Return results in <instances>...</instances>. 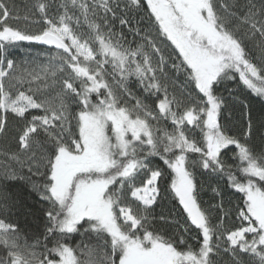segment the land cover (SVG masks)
I'll return each mask as SVG.
<instances>
[{"label":"snow or ice","instance_id":"obj_1","mask_svg":"<svg viewBox=\"0 0 264 264\" xmlns=\"http://www.w3.org/2000/svg\"><path fill=\"white\" fill-rule=\"evenodd\" d=\"M31 9L39 20L0 0V135L7 114L24 123L19 150L4 154L17 167L4 164L0 180L38 197L25 218L40 231L29 240L7 221L20 200L0 196V264H216L221 250L232 264L245 254L264 264V133L255 143L264 108L241 102L244 131L230 134L218 94L238 81L264 99V0H34ZM20 42L55 52L18 63L7 51ZM196 169L240 194L235 230L211 220L213 209L228 215L220 188L219 202L202 207ZM169 176L183 224L156 215Z\"/></svg>","mask_w":264,"mask_h":264},{"label":"trees","instance_id":"obj_2","mask_svg":"<svg viewBox=\"0 0 264 264\" xmlns=\"http://www.w3.org/2000/svg\"><path fill=\"white\" fill-rule=\"evenodd\" d=\"M33 2L34 0H6V3H8L10 7L14 6L15 10L19 12L21 16L25 15L27 12L32 16L33 20H39V13H37L35 9H31L29 12L30 6ZM9 23L13 27L33 33L39 32L44 27L43 23L37 24L29 22L26 24L24 20H10ZM135 23L136 19L134 18L133 24ZM144 23H147V21L144 20ZM82 28L83 30L87 31L86 25H82ZM129 39H131L130 35ZM161 48L166 56L172 54V49L166 47L164 44H161ZM248 48L252 50L253 57L258 54L252 47L251 43L248 44ZM54 52V50L46 49L37 45L36 43L20 42L18 45L9 46L7 57L9 59L15 60L18 63L26 59L32 60L33 58H36L38 63L43 64L47 63L48 55L54 54ZM173 79L178 86L184 81L182 74L174 76ZM133 91L138 96L142 95L141 90L136 86H133ZM218 94L223 95L226 101L225 107L222 110L221 121L225 130L230 134L239 135L244 131L245 119L241 111L243 107L241 102L248 104L250 110L253 113H259L261 109L264 108V99L255 96L250 92V90L246 89L242 83L238 85V81H227L225 84H222L218 89ZM23 127L24 123L21 120L15 118L11 113L7 114L5 134L0 135V168H2L4 164L17 167L15 162L9 160L4 154H11L19 150L18 136L21 134ZM257 128L258 130L255 133V143L260 145L261 135L264 133V130H260L259 126H257ZM153 159L156 166L163 169L165 172L170 171L167 169L166 165H164L163 161L159 159V157ZM195 172L198 185H201L199 190V200L203 208L209 209L212 205H215L219 202V197H217L212 191L213 188H220L223 192L225 211L228 212V215H224L219 209H213V214L211 217L212 222L215 224L220 220H223L225 229L235 230V228L239 225V221L236 217V206L240 203V194L235 193L234 190L228 187L226 178L210 179L199 169H196ZM33 179L39 178L34 177ZM169 184L170 176L161 178L160 187L162 195L165 196V199L160 202V206L156 207V215L158 216L163 213L165 216L174 217L181 224H183L185 222L186 213L183 212L182 206L179 205L178 201L169 194ZM5 194L13 198L18 197L20 200L18 210L14 209L11 213L6 214L7 221L19 224L21 228H23V230L28 234L29 240H31L32 236L40 231V228L36 223L33 222L31 217L26 219L25 216L30 210L35 212V210L39 207V205L36 203L38 201V197L34 193L29 195L28 189L23 185L22 182L0 180V196ZM0 218H5V214L0 213ZM158 227L166 235H170L173 231V228L170 225L161 223L158 225ZM192 235L196 236V233L194 232ZM190 243H192L194 247L196 246V240H191ZM221 244L222 248L227 246L223 241H221ZM242 258L244 259L245 264H251V258L247 254H245ZM215 260L216 264H232L231 253L224 252L223 250L220 251L219 256L215 257Z\"/></svg>","mask_w":264,"mask_h":264},{"label":"water","instance_id":"obj_3","mask_svg":"<svg viewBox=\"0 0 264 264\" xmlns=\"http://www.w3.org/2000/svg\"><path fill=\"white\" fill-rule=\"evenodd\" d=\"M37 45H39V46H41V47H44V48H46V49H52V50L55 51L54 46L40 45V44H37Z\"/></svg>","mask_w":264,"mask_h":264}]
</instances>
